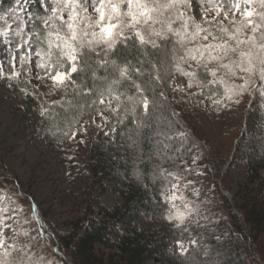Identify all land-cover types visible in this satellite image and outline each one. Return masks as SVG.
Here are the masks:
<instances>
[{
  "label": "trees",
  "instance_id": "1",
  "mask_svg": "<svg viewBox=\"0 0 264 264\" xmlns=\"http://www.w3.org/2000/svg\"><path fill=\"white\" fill-rule=\"evenodd\" d=\"M0 2L4 3L5 8L11 6L8 0ZM166 2L167 0H162L160 3ZM254 5L257 12L264 11L259 0H256ZM169 15L166 11L161 19H167ZM253 19L257 24H261L258 16L254 15ZM2 23L0 22V25ZM179 23L175 21L173 28H178ZM161 27L160 23H156L142 34L145 39H155L159 43V39L151 33L153 29L161 30ZM244 31L246 35H252L250 26ZM262 31L264 25L255 34L257 40ZM125 34L132 36L126 45H117L116 50L107 56H104L102 51L99 57L93 55L79 76L73 74L77 85L82 87L74 89L69 85L63 89L62 97L56 101L63 100L64 103H47L45 106L51 115L42 116L41 122V133L45 134L50 144L70 143L71 140H65L62 136V131H66L68 127L62 117L70 121L76 114V108L70 107L67 101H73L74 105H85L80 118L87 120L90 109L86 103L96 97L83 95V89L103 90L107 86L103 78L107 77V82L120 79L119 68L127 66L128 75L132 80L145 88V94L150 100L155 99V107L150 105L149 111L145 112L142 105H138L134 115L125 114L123 108L131 106L127 97L131 96L138 101L141 96L131 86V81L123 79L119 85H114V88L116 94L123 93L120 116L124 122L117 125L114 117L109 115L102 105H97L109 116L116 131L105 136L104 129L86 125V135L91 141L88 158L90 179L103 193H116L120 201L114 207H108L102 204L99 198L90 199L89 207L82 216L71 223V228L60 231L47 222L46 214L35 206L31 196H27L33 204L32 214L35 212L39 217L36 221L47 230V233H44L45 240L40 239L39 245L34 246L31 251L39 256H46L49 264H264V103H261L258 97L253 98L252 95L245 94L248 95L247 114L251 121L242 127V131L231 144V149L220 156L216 153L219 150L218 145L204 138L207 135L205 127L195 118L192 110L187 108L181 111L178 109V103L183 97H189L199 107H217L212 102L215 99L222 101L219 106L222 107L225 100L227 101L223 95V86H211L218 89L215 93L205 88L201 96L197 94L199 87L193 84L190 90L179 91L178 99L174 97L178 90L158 88L156 92L163 91L164 97L153 96L149 90L147 73L150 71L149 62L154 63L159 55L158 50L150 44L142 46L130 31ZM175 41L176 37L170 35L168 47L171 48ZM36 46L33 45L34 49ZM40 47L46 50V44H41ZM103 47L100 46L97 51ZM98 59L107 60L109 63L98 67ZM111 61H116V66L112 65ZM133 67L140 68L142 75L135 73ZM183 67L187 68V65ZM40 73L44 74L41 71ZM205 75L202 68L198 70L201 80ZM176 76L183 75L173 73L170 81L172 88H176L173 86ZM24 77L15 83L20 87L30 88L27 85V75L24 74ZM236 83H239V80ZM32 93L34 92L27 94L25 114L40 105L37 93ZM105 98L107 99V94ZM236 98L233 97L234 100ZM112 103L115 107L114 99ZM137 123L143 125L138 134ZM181 132L186 133L184 138L180 137ZM130 136L136 140L135 145L129 139ZM195 155L197 162L206 167L215 184L216 203L221 205L223 211L208 223L186 218V230L178 232L173 222L165 219L170 212H176L170 208V203L166 202L163 196H169L171 184L177 182L173 176L168 175L169 173L182 175V181L196 178V170L192 164ZM239 163L246 165L248 173L246 181L239 186L235 194L228 189V182L234 164ZM184 165L191 171H186ZM0 181L10 190L13 184L22 189L4 169L1 160ZM111 184H114L113 189ZM19 192L24 196V190ZM177 238L183 239L188 245L183 254L174 250ZM189 240H195L196 243L190 244Z\"/></svg>",
  "mask_w": 264,
  "mask_h": 264
},
{
  "label": "snow or ice",
  "instance_id": "2",
  "mask_svg": "<svg viewBox=\"0 0 264 264\" xmlns=\"http://www.w3.org/2000/svg\"><path fill=\"white\" fill-rule=\"evenodd\" d=\"M8 2L11 6L7 8L0 2V22H3L0 25L2 38L0 45L4 46L5 55V59L0 60V81H18L21 72L17 70V64L21 69L30 72L34 63L33 57H36L35 67L44 73L43 76L36 75L37 81L50 80L54 88L60 90L68 88L69 85L74 89L81 88L82 85H77L73 79V74L79 76L93 55L99 57L102 51L104 56H107L116 50L117 45H126L132 36L125 33L130 31L142 46L150 44L152 48L158 50L159 55L154 63L149 62L150 71L147 73L149 90L153 96L164 97L163 91L156 92L158 88L184 91L190 90L193 84L199 87L200 91L197 94L202 96L205 88L215 93L218 89L211 86L222 85L223 95L229 101L237 97L234 102L239 104L243 95L248 93L264 103V31L260 33L259 40L255 35L264 25V11L257 12L255 8H249L256 0H195V9L192 6L193 0H167L166 3H160L159 0H8ZM259 4L264 9V0H259ZM166 11L170 13L169 17L161 19ZM196 11L199 12V20L196 19ZM237 14L242 19H235ZM254 15L260 18L261 24L255 22L252 18ZM175 21L180 23L179 27L174 29ZM156 23L162 25L161 30L153 29L151 35L157 37L159 43L155 39H145L137 27L144 24L151 28ZM249 26L251 36L246 35L244 31ZM170 35L176 37L171 48L168 47ZM34 44L37 45L35 49ZM41 44H46V50L40 47ZM101 45L104 47L97 51ZM108 63L109 61L104 59L97 60L98 67H104ZM110 63L116 66V61ZM5 65L9 68L8 72L4 71ZM184 65H187V68L183 67ZM201 68L206 74L203 80L198 77V70ZM133 71L142 75L140 68L133 67ZM174 72L188 78L184 88H172L170 81ZM93 77L95 78L94 72ZM119 77L120 79L111 82H107V77L103 78L107 86L101 91L94 88L83 89V95L96 97L90 103H86L90 109L87 120L80 118L85 105H74L73 101H67L70 107L76 108V114L70 121L62 117L68 124L67 130L62 131L65 140L77 141L79 137L86 135L88 131L86 125L104 129L105 136L116 131L109 116H106L97 105H102L109 115L114 117L117 125L122 124L124 121L120 111L123 93L116 94L114 85H119L123 79L131 81V86L141 96L138 101L131 96L127 97L131 106L123 108L125 114L134 115L138 105H142L145 112L149 111L150 105L155 107V99L150 100L145 94V88L132 80L128 75L127 66L119 68ZM237 80L241 83H236ZM7 86L11 88L12 84L8 83ZM113 99L116 101L115 107ZM212 102L217 107L222 103L215 99ZM52 103L62 104L64 101L54 100ZM40 115L50 116L48 107L41 105ZM97 117L100 122H97ZM142 127V124L137 123V134ZM179 135L184 138L186 133L181 132ZM129 139L133 145L136 144V140L131 136ZM79 142L83 143V140ZM192 162L195 163V159ZM184 168L191 171L187 165H184ZM168 175L177 181L171 184V189H178L184 179L183 176L176 173ZM190 186L191 182L185 185ZM161 195L163 196V193ZM163 198L169 203L177 199L175 191L171 196ZM172 207L175 208V204H172ZM20 211L22 209L18 206L13 208L7 203L0 206V264H49L45 257L31 251L34 246L39 245L41 236L47 231L42 225L27 244L18 246L16 243H7L6 232H13V239L17 235L12 225L22 226L18 215ZM186 211L191 214L192 209ZM32 219H39L35 212ZM165 219L173 222L178 232L186 230V218L183 214L170 212ZM23 235L28 236L29 233L25 231ZM175 242L180 254L187 251L183 239L177 238ZM188 243L195 244L196 241L189 240Z\"/></svg>",
  "mask_w": 264,
  "mask_h": 264
},
{
  "label": "rangeland",
  "instance_id": "3",
  "mask_svg": "<svg viewBox=\"0 0 264 264\" xmlns=\"http://www.w3.org/2000/svg\"><path fill=\"white\" fill-rule=\"evenodd\" d=\"M192 6L193 9L196 8L195 0ZM249 8H255V5L251 4ZM195 15L199 20L198 11ZM235 19L239 20L242 17L237 14ZM137 27L142 33L149 29V26L144 24ZM2 59H5L4 46L0 45V60ZM33 61L30 72L21 69L17 64V70L21 72L18 79H22L24 74L27 75V85L30 88L20 87L15 81H0V160L4 169L22 188L19 189V186L10 183L12 185L10 190L0 181V197L3 198L0 199V206L7 203L10 207L18 206L22 209L18 213L22 226L12 225L17 233L15 238L13 239V232L5 233L8 237L7 243H16L18 246L27 244L29 238L35 236L41 227L39 222L32 219L33 204L28 199L30 196L35 201V206L46 214L47 222L60 231H67L71 228V223L82 216L89 207L90 199L99 198L98 200L108 207H114L120 201L116 193L112 191L103 193L99 186L93 184L90 179L88 158L91 141L89 136L79 137L77 141L71 140L68 144L53 145L49 143L45 134L41 133L43 129L40 115L41 105L45 106L47 103L60 99L63 89L54 88L50 80L37 81L36 75L43 76L44 74H41L40 70L35 67L36 57H33ZM4 71H9L7 65ZM187 80L185 76H176L173 79V86L184 88ZM8 83L12 84L11 88L7 86ZM179 91L174 96L176 99L180 98ZM31 92L37 93L40 105L25 114L26 97ZM247 98L248 95L244 94L239 104H236L233 99L225 100L222 107H199L191 98L183 97L178 103V109L183 111L190 108L192 110L195 118L205 127L207 135L204 138L218 145L219 150L216 153L221 156L231 149V144L242 131V127L251 121L247 114ZM96 119L100 122L99 117ZM79 140H83V143ZM193 159H195V163L192 164L196 170V178L181 181L178 189L168 190L169 196L175 191L177 197L170 203V208L176 213L183 214L187 220L208 223L222 214L223 208L216 203V186L206 167L197 162V155ZM247 173L246 165L234 164L228 182V189L231 193L236 194L239 186L246 181ZM189 182L191 186L185 187ZM111 188H114V184H111ZM19 190H24V196H21ZM172 204L176 207L173 208ZM189 208L192 209L191 214L186 211ZM25 231L29 235L23 238ZM40 239L44 241L45 234ZM174 250L179 252L176 244Z\"/></svg>",
  "mask_w": 264,
  "mask_h": 264
}]
</instances>
